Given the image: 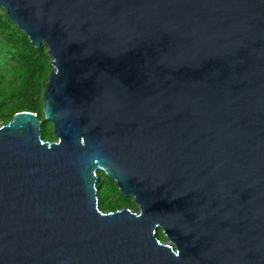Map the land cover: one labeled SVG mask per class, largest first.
I'll list each match as a JSON object with an SVG mask.
<instances>
[{
    "label": "water",
    "instance_id": "water-1",
    "mask_svg": "<svg viewBox=\"0 0 264 264\" xmlns=\"http://www.w3.org/2000/svg\"><path fill=\"white\" fill-rule=\"evenodd\" d=\"M0 7L47 48L55 136L0 125V264H264V0Z\"/></svg>",
    "mask_w": 264,
    "mask_h": 264
},
{
    "label": "trees",
    "instance_id": "trees-1",
    "mask_svg": "<svg viewBox=\"0 0 264 264\" xmlns=\"http://www.w3.org/2000/svg\"><path fill=\"white\" fill-rule=\"evenodd\" d=\"M51 69L47 48L43 44L34 47L0 7V125L18 111H32L42 121V138L55 140L53 125L43 114V93ZM97 175L98 203L103 210L122 208L126 202L136 208L132 198L123 195L103 170H98ZM111 192L117 197L112 198ZM157 236L165 240L161 229Z\"/></svg>",
    "mask_w": 264,
    "mask_h": 264
},
{
    "label": "rangeland",
    "instance_id": "rangeland-1",
    "mask_svg": "<svg viewBox=\"0 0 264 264\" xmlns=\"http://www.w3.org/2000/svg\"><path fill=\"white\" fill-rule=\"evenodd\" d=\"M107 190L109 191V190H111V188H107ZM111 195H113L112 198H116V197H117V196L115 195V193H113V192H111ZM124 206H125V205H124ZM124 206H123V207H124ZM126 206L129 207V208H133V209H135V207H134L133 205H129L128 202H126Z\"/></svg>",
    "mask_w": 264,
    "mask_h": 264
}]
</instances>
